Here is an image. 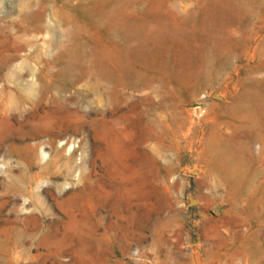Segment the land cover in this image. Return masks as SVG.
<instances>
[{
    "label": "rangeland",
    "instance_id": "1",
    "mask_svg": "<svg viewBox=\"0 0 264 264\" xmlns=\"http://www.w3.org/2000/svg\"><path fill=\"white\" fill-rule=\"evenodd\" d=\"M0 264H264V0H0Z\"/></svg>",
    "mask_w": 264,
    "mask_h": 264
},
{
    "label": "bare ground",
    "instance_id": "2",
    "mask_svg": "<svg viewBox=\"0 0 264 264\" xmlns=\"http://www.w3.org/2000/svg\"><path fill=\"white\" fill-rule=\"evenodd\" d=\"M245 93H247V91L245 92ZM252 93V92H251ZM246 95V94H245ZM247 95H249L248 93H247ZM42 158V157H41ZM44 158V157H43ZM30 214V213H29ZM32 216H34L33 215V213H32V215L31 216H28L30 219L32 218Z\"/></svg>",
    "mask_w": 264,
    "mask_h": 264
}]
</instances>
